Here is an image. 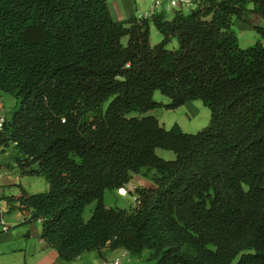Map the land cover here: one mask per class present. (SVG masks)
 Instances as JSON below:
<instances>
[{
	"label": "trees",
	"instance_id": "1",
	"mask_svg": "<svg viewBox=\"0 0 264 264\" xmlns=\"http://www.w3.org/2000/svg\"><path fill=\"white\" fill-rule=\"evenodd\" d=\"M246 13L264 20V0L121 21L105 0H0V92L15 100L0 148L47 183L5 199L59 258L123 248L149 264H264V27L240 48L231 18ZM195 100L210 116L194 133L146 114ZM142 170L154 187H135V206L104 203Z\"/></svg>",
	"mask_w": 264,
	"mask_h": 264
},
{
	"label": "crops",
	"instance_id": "2",
	"mask_svg": "<svg viewBox=\"0 0 264 264\" xmlns=\"http://www.w3.org/2000/svg\"><path fill=\"white\" fill-rule=\"evenodd\" d=\"M105 2L111 18L115 21L143 16L151 5V0H105ZM162 8L165 17L170 19L174 10L166 5ZM152 28L154 27H150V31ZM156 33L158 32L155 30V36ZM14 103L13 97L0 92V113L5 119L10 117ZM12 150L10 147L0 148V264H149L146 261L147 252L131 255L123 248L113 250L103 248L100 255L97 250H90L71 261L59 258L57 251L48 247L41 239L40 221L25 222L28 214L16 207L10 209L5 199L7 196L18 194L19 187L28 193L44 191L47 187L38 181L41 176L28 175L15 164V153ZM36 186H39V190H35ZM13 205L17 206V203L14 202Z\"/></svg>",
	"mask_w": 264,
	"mask_h": 264
},
{
	"label": "rangeland",
	"instance_id": "3",
	"mask_svg": "<svg viewBox=\"0 0 264 264\" xmlns=\"http://www.w3.org/2000/svg\"><path fill=\"white\" fill-rule=\"evenodd\" d=\"M248 7H252V5H249ZM183 12L188 13L189 10H183ZM253 25L264 27V20L254 17L250 13H246L244 19H238L236 17L231 18V29L237 38V44L240 48H246L261 39L260 35L254 30ZM154 31V28H152L149 35V42L151 45L156 44L161 39L160 34L156 33L157 36H155ZM175 47L176 41L172 40L169 43L168 48L172 49ZM152 98L154 101L159 102L162 105L167 104L170 101L158 91L153 92ZM146 114L156 117L159 123L165 128H169L174 122H176L179 124L182 131L188 133H194L206 126L209 122L210 116L209 109L198 100L192 101V103L189 102L176 109H166L163 106H159ZM7 147L13 149L12 146ZM12 152L15 153V150L13 149ZM155 152L159 157L166 160L174 158V154L171 151L156 149ZM151 177L152 172H146L145 170H142L141 173L138 174H132L131 179L126 186L124 195L107 190L104 192L103 196L104 203L109 207L124 209H129L132 206H135V197L132 194L133 190L135 187H154ZM35 179L36 178H32V180ZM39 179L40 180L38 181H41L42 185H47L44 178L40 177ZM35 190H39V186H36ZM45 190H47V187ZM44 191H36V193ZM93 206L94 202L85 207L83 211V219L86 220L90 217Z\"/></svg>",
	"mask_w": 264,
	"mask_h": 264
},
{
	"label": "built area",
	"instance_id": "4",
	"mask_svg": "<svg viewBox=\"0 0 264 264\" xmlns=\"http://www.w3.org/2000/svg\"><path fill=\"white\" fill-rule=\"evenodd\" d=\"M199 0H151L150 9L143 16L139 17H148L153 13L160 12L163 8V5H166L169 9L173 10H191L195 7ZM5 122V117L0 113V130L3 127Z\"/></svg>",
	"mask_w": 264,
	"mask_h": 264
},
{
	"label": "bare ground",
	"instance_id": "5",
	"mask_svg": "<svg viewBox=\"0 0 264 264\" xmlns=\"http://www.w3.org/2000/svg\"><path fill=\"white\" fill-rule=\"evenodd\" d=\"M124 193H125V189L124 188L118 189V194L124 195Z\"/></svg>",
	"mask_w": 264,
	"mask_h": 264
},
{
	"label": "water",
	"instance_id": "6",
	"mask_svg": "<svg viewBox=\"0 0 264 264\" xmlns=\"http://www.w3.org/2000/svg\"><path fill=\"white\" fill-rule=\"evenodd\" d=\"M9 123V122H8Z\"/></svg>",
	"mask_w": 264,
	"mask_h": 264
}]
</instances>
